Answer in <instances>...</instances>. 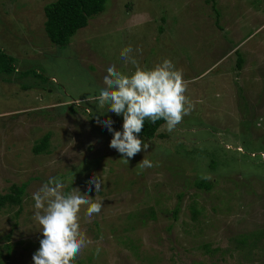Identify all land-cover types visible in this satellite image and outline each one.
I'll use <instances>...</instances> for the list:
<instances>
[{
  "label": "rangeland",
  "instance_id": "rangeland-1",
  "mask_svg": "<svg viewBox=\"0 0 264 264\" xmlns=\"http://www.w3.org/2000/svg\"><path fill=\"white\" fill-rule=\"evenodd\" d=\"M56 1L0 0V49L16 60L0 76V196L26 185L22 203L0 211V264H34L32 194L49 180L103 205L90 219L81 206L91 243L72 264H264V0H108L66 47L45 31ZM128 46L137 65L121 59ZM164 59L193 107L161 128L167 138H140L148 148L127 164L96 120L122 131L123 117L88 98L110 65L131 76ZM47 135L48 152L35 154ZM93 175L97 193L86 192Z\"/></svg>",
  "mask_w": 264,
  "mask_h": 264
},
{
  "label": "clouds",
  "instance_id": "clouds-1",
  "mask_svg": "<svg viewBox=\"0 0 264 264\" xmlns=\"http://www.w3.org/2000/svg\"><path fill=\"white\" fill-rule=\"evenodd\" d=\"M132 52L131 46L124 48L121 59L137 65ZM103 83L105 87L99 94L88 99L95 101L99 108L107 105L108 112L123 117L122 131L113 129L114 121L111 119L101 121L96 116V120L112 133L109 147L117 150L121 160L127 164L130 158L148 148V144L138 138L146 120L153 124L163 120L165 125L162 127L171 132L193 107L185 96L186 83L182 72L175 69L168 59L150 70L137 66L131 76L110 65ZM138 165L141 168L153 167L147 159ZM102 183L101 176L93 175L86 182V192H91L94 185L97 193ZM63 188L62 182L49 180L32 194L36 210L33 219L40 225L43 236L39 249L32 256L34 264H72L80 251L91 243L81 232L78 214L81 206L86 205L85 215L90 219L101 212L102 202H93L78 188L67 194L62 191Z\"/></svg>",
  "mask_w": 264,
  "mask_h": 264
},
{
  "label": "trees",
  "instance_id": "trees-1",
  "mask_svg": "<svg viewBox=\"0 0 264 264\" xmlns=\"http://www.w3.org/2000/svg\"><path fill=\"white\" fill-rule=\"evenodd\" d=\"M107 2L108 0H57L54 3L48 4L45 7V31L48 39L57 47H66L70 44L72 38L79 30L89 25V21L93 17L105 11ZM161 31H163V28H161ZM14 62H16L14 57L7 55L0 49V76L13 75V73L16 72ZM242 64L243 59L240 57L237 67L241 68ZM25 74H35L39 76L37 72H33L31 69ZM120 121L123 124V120L120 119ZM163 125H165V121L163 120H159L155 124L146 120L144 128L141 133L138 134V138H145L151 141L158 138H167V134L160 133ZM229 131L230 129H227L220 131V133ZM216 137L219 136L216 134ZM48 138V135L45 136L42 141L33 148L35 154L48 152ZM177 167L179 168L180 166L178 165ZM196 185L210 191L213 189L214 184L211 181L209 182L203 179L197 182ZM25 186L26 185H13L10 193L0 196V211L5 207L19 206L26 192ZM259 235L264 236V231ZM258 237L260 238V236Z\"/></svg>",
  "mask_w": 264,
  "mask_h": 264
}]
</instances>
